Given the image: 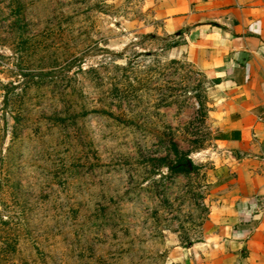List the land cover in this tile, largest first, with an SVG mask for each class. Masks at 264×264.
<instances>
[{
  "label": "rangeland",
  "instance_id": "obj_1",
  "mask_svg": "<svg viewBox=\"0 0 264 264\" xmlns=\"http://www.w3.org/2000/svg\"><path fill=\"white\" fill-rule=\"evenodd\" d=\"M210 90L150 0H0V264H193Z\"/></svg>",
  "mask_w": 264,
  "mask_h": 264
},
{
  "label": "crops",
  "instance_id": "obj_2",
  "mask_svg": "<svg viewBox=\"0 0 264 264\" xmlns=\"http://www.w3.org/2000/svg\"><path fill=\"white\" fill-rule=\"evenodd\" d=\"M211 83L208 213L193 264H264V0H150Z\"/></svg>",
  "mask_w": 264,
  "mask_h": 264
},
{
  "label": "trees",
  "instance_id": "obj_3",
  "mask_svg": "<svg viewBox=\"0 0 264 264\" xmlns=\"http://www.w3.org/2000/svg\"><path fill=\"white\" fill-rule=\"evenodd\" d=\"M179 164V166H181V167H183L182 169H186V170H188V164H190V163H186V161H184V159L183 160H178V163H177V165Z\"/></svg>",
  "mask_w": 264,
  "mask_h": 264
},
{
  "label": "built area",
  "instance_id": "obj_4",
  "mask_svg": "<svg viewBox=\"0 0 264 264\" xmlns=\"http://www.w3.org/2000/svg\"><path fill=\"white\" fill-rule=\"evenodd\" d=\"M263 206H264V200H263Z\"/></svg>",
  "mask_w": 264,
  "mask_h": 264
}]
</instances>
